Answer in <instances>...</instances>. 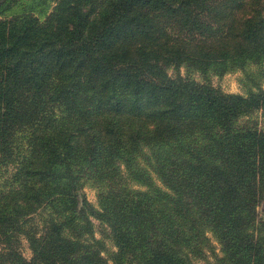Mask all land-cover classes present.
Returning a JSON list of instances; mask_svg holds the SVG:
<instances>
[{
    "label": "trees",
    "instance_id": "16d2710c",
    "mask_svg": "<svg viewBox=\"0 0 264 264\" xmlns=\"http://www.w3.org/2000/svg\"><path fill=\"white\" fill-rule=\"evenodd\" d=\"M262 64L264 0H0V264H264Z\"/></svg>",
    "mask_w": 264,
    "mask_h": 264
},
{
    "label": "rangeland",
    "instance_id": "374dc122",
    "mask_svg": "<svg viewBox=\"0 0 264 264\" xmlns=\"http://www.w3.org/2000/svg\"><path fill=\"white\" fill-rule=\"evenodd\" d=\"M51 4L52 2L48 3L46 10H48ZM250 68L252 70L259 69L262 73H264V64L258 67H250ZM182 73H183V70L180 69V74ZM191 77L196 80H200V77L197 76L196 74L191 75ZM208 82L212 86L219 88L223 92L245 94L247 91V87L244 85V81L242 79L241 73L238 70L228 72L220 77L211 75L208 77ZM248 120L254 123L255 125H257L258 128L264 129V113L254 112L248 116ZM80 193L84 196V198L87 200L89 204H91L93 207H96L95 189L90 184V182H85L83 184L82 188L80 189ZM255 210H256L257 219L264 221V202H260L256 206ZM91 222H92V229H93L94 237L102 238L107 248L109 250L112 249L110 240L105 237L107 233L105 226L94 219H91ZM213 244L215 245V243ZM20 249H21L22 255L28 258L29 251L26 248L25 241H21ZM194 264H215V263L213 259L209 255H207L205 258H203L202 260L196 261Z\"/></svg>",
    "mask_w": 264,
    "mask_h": 264
}]
</instances>
